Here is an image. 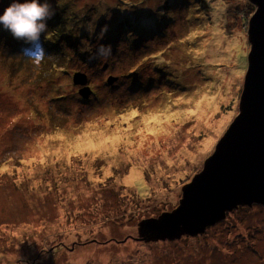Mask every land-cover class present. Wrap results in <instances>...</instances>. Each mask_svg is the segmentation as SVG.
Instances as JSON below:
<instances>
[{"label":"rangeland","instance_id":"374dc122","mask_svg":"<svg viewBox=\"0 0 264 264\" xmlns=\"http://www.w3.org/2000/svg\"><path fill=\"white\" fill-rule=\"evenodd\" d=\"M75 1L64 14L65 36L58 52L65 59L55 66L67 73L60 76L51 72L53 57L36 66L21 54L26 45L0 25V264H264V204L239 205L195 235L171 234L157 240L139 235L141 221L180 206L183 188L193 183L239 115L250 51L242 17L249 25L254 4L204 1L195 9L201 19L194 21L190 34L200 37L196 43L184 31L185 19L195 17L187 15L194 5L175 8L179 25L170 33L179 35L170 46L166 42L160 48L161 41L153 44L150 37L137 42L135 34L108 58L90 59L102 44L98 37L103 27L107 31L121 23L116 31L120 36L137 28L136 20L124 24L135 4L149 6L153 16L156 12L155 17H144L152 18L158 28V20H167L159 11L172 7L165 0H158L157 7L155 0ZM11 2L0 0V15ZM89 23L94 25L92 35L85 30ZM142 25L150 27L149 22ZM205 26H212L217 36H205ZM41 40L46 45L52 41ZM131 53L136 56L130 58ZM160 54L176 63L174 77L182 76L173 82L180 92L174 91L173 82L154 77ZM109 58L121 62L113 66ZM130 63L140 84L132 87L120 77L108 83ZM107 65L116 71L104 72ZM83 72L93 91L89 98L79 93L84 86L73 80ZM180 111L185 112L183 120L176 114ZM172 115L179 131L166 137L159 131L170 124L171 118L164 116ZM206 115L212 124L221 118L222 128H217V121L190 140L187 135L203 126ZM202 138L210 140V147L193 161L186 150H193ZM140 162L148 169L135 167L144 166ZM136 171L141 176L125 184ZM189 207L182 212L184 218Z\"/></svg>","mask_w":264,"mask_h":264},{"label":"water","instance_id":"95a60500","mask_svg":"<svg viewBox=\"0 0 264 264\" xmlns=\"http://www.w3.org/2000/svg\"><path fill=\"white\" fill-rule=\"evenodd\" d=\"M249 1L256 11L247 30L250 51L239 115L193 183L183 188L180 206L141 221L140 236L157 240L171 234L203 233L239 205L264 204V0ZM115 80L110 77L108 83ZM74 82L84 86L79 92L84 98L91 96L84 74L77 73ZM186 205L190 211L184 218Z\"/></svg>","mask_w":264,"mask_h":264},{"label":"trees","instance_id":"16d2710c","mask_svg":"<svg viewBox=\"0 0 264 264\" xmlns=\"http://www.w3.org/2000/svg\"><path fill=\"white\" fill-rule=\"evenodd\" d=\"M204 1H206V0H165V5L167 4L168 5L167 7L171 6L172 9L165 10L166 13L163 12L162 10H160L159 11V15L161 17L166 15L167 20L169 19V21L171 23H168L167 20H165V22H164L163 21L164 17H163L162 20H160V21L158 20V24L160 22L159 28L155 27L153 25L152 18L144 17L145 14H151V17L153 16V12H149L148 11V10H150V7L149 6L143 7L142 3H137V4L134 5V7H136L135 11H131L129 13V15H127L124 24L125 25H130V23H132L133 21L136 20L137 22H139V24L137 25L136 29H139V30L135 29L133 32H131L130 34H128L126 36H120L116 31L118 30V28L122 27L121 26L122 24L121 23H117L116 24V22H115V25H113V27L111 29H109V30H107L105 32V34L103 36L104 38L99 39V40L102 41V44H105V45H109L110 44L112 46V55H113V50L114 49L119 50V47L124 45L123 42L125 41V39H129V38L135 37V34H137L136 37H138L137 42H141L145 38L150 37L151 39L154 40L153 44L159 43V41H161L160 43H162V45L160 46V48L166 42H169L170 43L169 46H170L171 44L174 43L171 40H173L177 35H179V33L176 32V36L174 37L173 35L171 36V33H170V31H172L173 28H175L176 26L179 25V18L177 20L176 11H174V9L176 8L177 11H179V10L183 9L184 7L188 8V7H191V6L194 5V7H193L194 10H191V9L188 8L189 9V13L187 15L195 14V17L193 18V16H191V17H187L185 19L187 26H186V29L184 31L187 30L186 37L188 38V37L191 36L190 34L192 32H194L193 29L196 28V25L194 24V21H197V20L201 19V18H198V15H200V14L195 13V9H201L202 8V4H203ZM41 2H43V0H41ZM48 2L54 8L55 16L51 20H49L47 22L48 23V31H47V33L48 34L46 36L42 35V37H43V40L47 39L49 41V40L52 39V41H51V43L49 45L44 44V46H45V48H46V50H47V52L49 54L48 56H46V58L49 57V56L53 57V60L50 62L51 65H54L53 68H51V72H52V74H55L56 76H60V74L62 72L63 73H67V70H65L64 68L55 66L56 63L58 65L62 59L63 60L65 59L64 54L62 52H60V51L58 52V50H60L59 41L62 39V37L65 36L64 33H62V32H64V26H63L64 25V14H66L69 11V8H71V6H73L76 1L75 0H48ZM121 2L124 3V4L127 3L124 0L121 1ZM155 4H156L155 7H157L159 5L158 0H155ZM173 11H174V13H173ZM169 13H172L173 16L169 15ZM154 14L155 15L153 17L156 16V12H154ZM236 17H237V15H236ZM140 18H146V19H140ZM242 18H243L242 26L243 25L248 26V22H247L248 18L246 16H243ZM120 19H124V18H120ZM238 19H241V18H238ZM71 21H73V19H71ZM145 22H149L150 23V27L143 26L142 24L145 23ZM199 23H203V22H199ZM211 27L212 26H210V27H206L205 26L201 30H206L207 33L204 32L205 36H206V34H208V35H210L212 37H216L217 34H215V32H213V31H211ZM234 31H235V29H234ZM181 33H183V31ZM197 38H200V37L199 36H191V40H189V41H192L193 43H196L195 40ZM202 39H204V38H202ZM205 41H207V39H205ZM208 41H210V39ZM55 45H57V48H55ZM201 45H202V43H201ZM195 46H198V45L195 44ZM207 46H208V43L206 44L205 47H207ZM53 48L55 49V51L57 50V52H56L57 55H52L53 54V50H54ZM214 51H216V50L213 49L212 53L216 54ZM116 56L119 57L120 54L118 53ZM135 56L136 55H134L132 53L130 54V58H134ZM162 57H163V54H160V56L158 55V58H157V59H160L161 66L157 65L154 62L153 70L156 73V75L154 77L157 78L159 81H161V83H165L166 81H170V83H171V82H173V80L180 78L182 75H179L178 78L174 77L176 75L173 73L174 72L173 71L174 68L172 66H175L176 63L174 64L173 61L171 60V58L161 59ZM108 60L112 61L111 65H113V66H117L118 63L121 62V61L113 60L111 58H109ZM111 65L105 66L104 67V72L108 71L110 73H114L116 70ZM133 66H134V64L130 63V64H128V67L124 66L121 69V73L118 74V76H110V77L115 78V79H117V77L118 78L119 77L123 78L126 82H129V84L132 87L134 85L140 84V83H137V79H136V75H137L136 71L137 70ZM46 72H47V70H46ZM81 74H84L86 77H88V75L86 73H84V72L81 73ZM48 80H51V79H48ZM73 80H74V78H73ZM173 83H174V89H175L174 91L178 92L179 90L177 91V89H176V87L179 86L178 83H175V82H173ZM74 84H75V82H74ZM184 88L186 89V86H184ZM227 97L228 96L226 95V98ZM119 107H120V105H119ZM231 110L234 111L233 109H231ZM184 113H182L180 111V112H178L176 114L178 115V117L181 118V120H183L185 118L183 116ZM162 116L163 115H156V118L162 117ZM173 116L174 115H172V116H164V117L171 118L170 119V124L163 126L162 130L159 131V133H161V131H163V133L166 135V137L175 134V132L178 133V131H179V129H176L177 128L176 127L177 126L176 122H179V121H177L175 117L173 118ZM153 118H155V117H152V119ZM187 120H188L189 123L191 122V120H189V119H187ZM203 120H204V124H203L202 127H200V126L198 128L196 127L195 130H193L192 132L190 131L191 133L189 135H187V137H189L190 140H193V138L198 135L200 130L205 132V129H204L205 126L207 128H209V124H207L206 121H210V125L214 126V124L217 121L218 122L221 121V118H220V120H217V119L214 120V124H212L211 120L208 119V115H206L205 119H203ZM133 121H135V117L134 116L132 118V122ZM150 124H151V122H150ZM131 127H132V130L135 131L134 130L135 125L133 123H132ZM206 133H208L207 134L208 136L210 135V131H208ZM204 135H205V133L202 134V136H204ZM202 140H203V138L201 139L200 142H197V143L195 142L194 143L193 150L195 149V151L189 149L192 152L191 156H194V157H192L193 161L197 160L201 155L204 154L206 149L210 147L209 141L206 142V141H202ZM199 152H203V153L201 155H199V156H195ZM157 154H158V152L155 153L154 156L157 155ZM206 155H207V153L205 154L204 159H207L208 156H206ZM140 163L143 164L144 166H135V167L140 168V169L143 168L144 170L148 169V164H146V162L145 163L144 162H140ZM132 169H133V166H132ZM182 174H183V171H181L180 174L177 173L175 176L172 177V179L175 180L176 178L180 177ZM142 177H143V175H142ZM140 197L143 198V196H141V195H140Z\"/></svg>","mask_w":264,"mask_h":264},{"label":"clouds","instance_id":"9594fccd","mask_svg":"<svg viewBox=\"0 0 264 264\" xmlns=\"http://www.w3.org/2000/svg\"><path fill=\"white\" fill-rule=\"evenodd\" d=\"M55 16V10L48 0H12L0 15L2 29L11 34L13 39L22 41L26 47L21 54L39 66L48 56V52L41 40L48 31V21ZM106 27L101 29L98 38L102 39ZM90 35L94 33V25L89 23L86 29ZM112 54V46L101 44L95 55L90 59H106Z\"/></svg>","mask_w":264,"mask_h":264},{"label":"bare ground","instance_id":"6f19581e","mask_svg":"<svg viewBox=\"0 0 264 264\" xmlns=\"http://www.w3.org/2000/svg\"><path fill=\"white\" fill-rule=\"evenodd\" d=\"M222 120H223V119H222ZM220 122H221V121H220ZM220 122L217 123V128H218V129L222 128V124H221ZM206 123L210 125V121H206ZM209 143H211L210 140H209ZM187 150H189V149H187ZM187 150H186V152H191L190 150H189V151H187ZM140 176H141V175H140V173H139L138 171H136V172H132L131 175L125 179V182H124V183H125V184H130V185H131V184H133L134 181H135L136 179H138ZM182 247H186V248H187V246H182ZM133 252H134V251H133ZM187 252H188V251H186V253H187ZM181 254H183V253H181ZM181 254L179 253L177 256H181ZM186 258H187V257H186Z\"/></svg>","mask_w":264,"mask_h":264}]
</instances>
